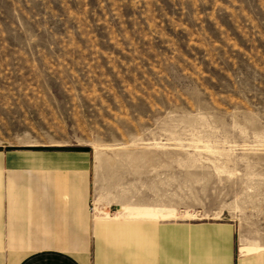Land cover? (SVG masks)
Wrapping results in <instances>:
<instances>
[{
    "label": "rangeland",
    "instance_id": "obj_1",
    "mask_svg": "<svg viewBox=\"0 0 264 264\" xmlns=\"http://www.w3.org/2000/svg\"><path fill=\"white\" fill-rule=\"evenodd\" d=\"M7 151L87 153L91 223L228 224L264 247V0H0Z\"/></svg>",
    "mask_w": 264,
    "mask_h": 264
},
{
    "label": "crops",
    "instance_id": "obj_2",
    "mask_svg": "<svg viewBox=\"0 0 264 264\" xmlns=\"http://www.w3.org/2000/svg\"><path fill=\"white\" fill-rule=\"evenodd\" d=\"M87 163L83 152H0V264H92L93 235L94 264H264L228 224L91 223Z\"/></svg>",
    "mask_w": 264,
    "mask_h": 264
},
{
    "label": "bare ground",
    "instance_id": "obj_3",
    "mask_svg": "<svg viewBox=\"0 0 264 264\" xmlns=\"http://www.w3.org/2000/svg\"><path fill=\"white\" fill-rule=\"evenodd\" d=\"M168 212L164 211L162 209L158 208H132V207H125L122 206L121 211H119L117 214H115L113 219L118 218H146V219H156L158 218H167ZM257 250H264V247H262L260 244L251 243L248 245H241L239 247V251L241 253L244 252H254Z\"/></svg>",
    "mask_w": 264,
    "mask_h": 264
}]
</instances>
